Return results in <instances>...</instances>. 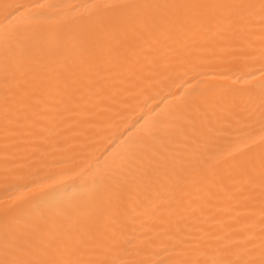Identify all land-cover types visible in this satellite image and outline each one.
Wrapping results in <instances>:
<instances>
[{"label":"snow or ice","instance_id":"snow-or-ice-1","mask_svg":"<svg viewBox=\"0 0 264 264\" xmlns=\"http://www.w3.org/2000/svg\"><path fill=\"white\" fill-rule=\"evenodd\" d=\"M93 8L88 21L42 40L15 27L0 33V109L6 139L9 130L18 134L12 149L5 145V179L8 165H47L49 148L60 147L42 133L44 142L35 143L31 130L19 131L34 116L75 120L87 100L147 90L172 61L197 67L206 58L255 59L257 43L264 69V0H101ZM247 96L244 107L233 97L231 108L237 117L258 110V156L214 152L220 101H184L177 111L187 116L161 128L156 142L130 148L81 199L38 212L0 207V264H264V71L258 98L254 90ZM213 190L228 194L240 231L201 235L173 226ZM145 217L152 227H144Z\"/></svg>","mask_w":264,"mask_h":264},{"label":"bare ground","instance_id":"bare-ground-1","mask_svg":"<svg viewBox=\"0 0 264 264\" xmlns=\"http://www.w3.org/2000/svg\"><path fill=\"white\" fill-rule=\"evenodd\" d=\"M101 0H0L11 7H0V33L18 28L22 35L45 39L50 34L76 26L92 18L93 6ZM56 5L54 8H36L34 5ZM9 13H11L9 15ZM172 67L162 70L153 77L147 90L129 87L120 92L116 99L86 101V110L77 108L75 120L48 116H34L24 121L20 132L33 133L35 143L47 140L58 142L49 148L48 163L15 170L8 165V179H5L4 149H10L18 134L9 130L5 135L2 109H0V207L20 205L38 212L55 208L62 203L81 199L95 185L93 179L105 173L115 162L125 157L132 147L140 148L145 142H156L157 133L188 115L183 102L201 104L212 95L218 101L213 119L218 120V131L212 149L218 154L235 152L237 159H245L259 153L261 124L258 110L255 114L237 117L231 101L235 97L244 107L249 90H254L257 98L261 68L259 46L256 58L225 57L220 60L204 59L200 66L181 65L172 61ZM209 85L212 88L209 89ZM254 107V105H253ZM251 111V108L249 109ZM33 120L40 121L33 124ZM153 136H149V132ZM155 137V138H154ZM250 141L256 145L245 148ZM60 161H63L62 163ZM204 195L195 206V212L187 219H174L178 230L200 229V234L223 235L229 229L241 230V221H234L236 214L224 191L213 190ZM154 221L144 218V227H152ZM259 242V203H256L254 227L252 229ZM159 252V249L155 250ZM163 255V253H161ZM152 259L159 256L152 255Z\"/></svg>","mask_w":264,"mask_h":264}]
</instances>
